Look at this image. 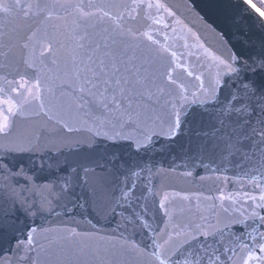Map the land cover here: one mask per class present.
Segmentation results:
<instances>
[{
	"label": "snow or ice",
	"instance_id": "obj_1",
	"mask_svg": "<svg viewBox=\"0 0 264 264\" xmlns=\"http://www.w3.org/2000/svg\"><path fill=\"white\" fill-rule=\"evenodd\" d=\"M207 6L222 25L213 28L220 47L183 42L184 49L197 48L188 52L196 74L168 43V30L175 37L182 22L162 0L0 3V11L15 7L25 19L48 21L63 12L73 25L71 47L60 45L66 55L55 72L44 66L46 52L59 55L47 32L24 38L19 60L3 53L0 62V238L21 232L13 237L20 260L35 252L31 264H125L133 254L137 264H264V10L251 0H207ZM33 41L47 45L39 56ZM37 109L52 113L48 119L61 128L13 134L17 119L38 115ZM172 147L179 149L183 175L232 164L260 194L244 193L251 203L231 210L223 206L231 197L221 195L223 215L215 225L206 217L174 224L167 194L154 208L148 179L158 171L152 163L158 149ZM38 174L45 183L36 182ZM57 208L68 215L86 210L93 229L114 224L112 235L38 229L16 215H51ZM157 211L168 219L149 235Z\"/></svg>",
	"mask_w": 264,
	"mask_h": 264
},
{
	"label": "water",
	"instance_id": "obj_2",
	"mask_svg": "<svg viewBox=\"0 0 264 264\" xmlns=\"http://www.w3.org/2000/svg\"><path fill=\"white\" fill-rule=\"evenodd\" d=\"M22 2L26 3L28 0H22ZM72 2H76V0H72ZM92 2H103V0H92ZM162 2L169 6L176 13V18L182 22V26L178 27L175 37L172 36L171 30H168L170 36L169 45L177 52L178 58L183 60L185 66L190 67L196 74H199L195 56L191 58L188 56L189 51H195L197 48L184 49L183 42L186 40L192 46L203 44L204 48L209 51L218 49L220 47L218 32L213 31V28L219 29L222 27L218 16L209 10L207 0H162ZM0 3L14 6L15 0H0ZM151 14H156L155 9L151 10ZM141 15L143 16L144 13L142 12ZM58 16L63 18H58ZM168 20L171 22L170 18ZM140 23L142 24V21ZM137 26H140V24ZM72 27V19L66 17L63 12H53L51 19L45 21L41 15L29 16L25 19L22 13L15 9V7H13L11 14L0 11V62L4 61L3 53H7L9 60H19L25 54L19 47L23 43L24 38L33 32H36L37 36H42L44 32H47L56 37L59 55L53 57L46 52L45 56L47 58L44 61V66L55 72L58 65L62 64L63 58L66 55L65 48L71 47ZM193 34L199 37V39L194 40ZM160 38L162 39V36ZM33 43L36 45L37 56H39L43 48L47 47L46 44L41 46L36 41H33ZM61 44L65 45V48H60ZM198 51L203 56L204 49H198ZM181 53L184 54L183 57H181ZM53 59H56V64L53 63ZM177 75H181L179 69L177 70ZM16 78L17 80L19 79V77ZM193 82L195 83V81ZM37 111L39 112L38 109ZM49 115H52V113H48V115L45 112H39L38 115L33 112L26 113L23 118L17 119L13 134L16 131L31 133L33 131L40 132L45 129L61 128V124H58L55 119H48ZM0 143H3V140H0ZM178 153L179 149L177 147L164 151L158 149L152 160L158 171L148 177L155 193L154 208L158 209L159 201L167 194L169 209L175 217L174 224L182 225L189 222L193 224L204 223L201 217H206L209 224L215 225L217 214L223 215L222 202L219 199L221 195L231 197V199L223 201V206L231 210L233 207H247L251 203L250 201L245 202L244 193L257 196L260 194L259 189L254 188L250 177L246 176L245 171L232 164L224 165L220 172H205L204 169H195L193 170V176H185L183 175L185 169L181 166L182 161L178 158ZM145 175L147 176V173ZM36 182L43 184L46 182V177L43 174H38ZM184 196L189 197V199L184 200ZM209 196L212 197L211 200L206 199ZM5 208L10 209V205H5ZM56 213L50 215L45 211L35 217L27 218L19 212L16 215L21 222L38 229L76 228L80 232L111 236L112 227L115 226L114 224L111 227L97 225L93 229V224L96 223L95 218L83 209H77L75 213L68 215L57 208ZM90 219L92 223H89ZM167 219L160 211H157L154 216L150 215L148 221L149 227L146 228L148 234L152 235L153 231L158 232L164 228ZM21 226L18 225V227ZM125 235L130 236L131 233H125ZM14 236L20 237L21 232L16 231L13 233L11 230H8L0 238V264H31L32 260L36 259V253H29L30 259L28 260H20L19 257L23 253L15 251L16 240L13 238ZM119 236L120 233H116L117 239ZM133 239L139 244L143 238L137 235ZM42 258L43 256H41ZM124 259L125 264H137V258L134 254L125 255Z\"/></svg>",
	"mask_w": 264,
	"mask_h": 264
},
{
	"label": "trees",
	"instance_id": "obj_3",
	"mask_svg": "<svg viewBox=\"0 0 264 264\" xmlns=\"http://www.w3.org/2000/svg\"><path fill=\"white\" fill-rule=\"evenodd\" d=\"M251 2L259 9L264 10V0H251Z\"/></svg>",
	"mask_w": 264,
	"mask_h": 264
},
{
	"label": "rangeland",
	"instance_id": "obj_4",
	"mask_svg": "<svg viewBox=\"0 0 264 264\" xmlns=\"http://www.w3.org/2000/svg\"><path fill=\"white\" fill-rule=\"evenodd\" d=\"M258 8V7H257ZM259 9V8H258Z\"/></svg>",
	"mask_w": 264,
	"mask_h": 264
}]
</instances>
